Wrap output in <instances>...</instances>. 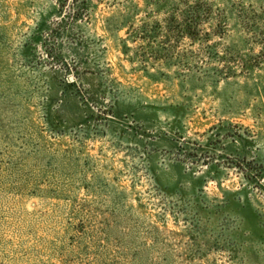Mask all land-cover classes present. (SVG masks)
Masks as SVG:
<instances>
[{
  "label": "rangeland",
  "instance_id": "374dc122",
  "mask_svg": "<svg viewBox=\"0 0 264 264\" xmlns=\"http://www.w3.org/2000/svg\"><path fill=\"white\" fill-rule=\"evenodd\" d=\"M0 264H264V0H0Z\"/></svg>",
  "mask_w": 264,
  "mask_h": 264
}]
</instances>
